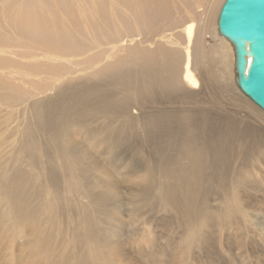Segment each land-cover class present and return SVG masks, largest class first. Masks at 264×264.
I'll use <instances>...</instances> for the list:
<instances>
[{
  "label": "bare ground",
  "instance_id": "obj_1",
  "mask_svg": "<svg viewBox=\"0 0 264 264\" xmlns=\"http://www.w3.org/2000/svg\"><path fill=\"white\" fill-rule=\"evenodd\" d=\"M224 1L26 3L23 13L7 22L8 31H0V74L14 83L19 78L38 83L44 75L47 79L61 69L65 75H73L76 70L69 65L81 63L92 73L87 80L60 87L54 97L30 106L35 122L27 121L24 129L20 124L10 131L12 137L21 132L26 139L19 152L33 160V152L44 146L37 142V131H46L57 141L63 129L83 126V142L94 141L85 149L95 158L97 168L105 172L100 159L109 155L112 165L128 168V173L144 171L150 184L182 209L192 205L195 193L197 202L209 194L210 185L219 194L227 192L233 175L254 163L249 153L260 143L241 112L248 107L247 115L264 118V110L243 91L235 93L234 88L240 89L235 45L218 25ZM210 36L214 42L207 45ZM8 66L16 70L2 71ZM3 85L6 83H0V90ZM75 142L80 141L68 136L63 154L72 161L75 174L86 177L92 164ZM123 142L126 150L121 149ZM138 145L147 146L144 163L124 164L133 160L132 151ZM26 175L23 166L14 167L5 193L13 203L4 201L11 213L35 221L38 207L31 208L35 198L22 191ZM55 177L58 174L52 170L57 185ZM177 194L187 195L180 198ZM94 198L108 201L104 195ZM233 199L229 223H235V214L239 220H248L245 203Z\"/></svg>",
  "mask_w": 264,
  "mask_h": 264
},
{
  "label": "rangeland",
  "instance_id": "obj_2",
  "mask_svg": "<svg viewBox=\"0 0 264 264\" xmlns=\"http://www.w3.org/2000/svg\"><path fill=\"white\" fill-rule=\"evenodd\" d=\"M32 1L42 0H0V31H8L7 22ZM207 39V45L214 42V36ZM68 68L76 72L65 75L61 69L47 79L44 75L38 83L28 78L14 83L0 74V83H6L0 90V176L5 175L0 178V264H264V118L247 115L248 107L240 116L258 135V148L249 153L254 163L233 175L227 192L219 194L210 185L212 193L203 194L198 202L195 193L192 205L182 209L162 189L152 186L144 171L128 173V168L112 165L109 155L100 159L105 172L97 168L95 158L85 149L94 141L83 142V126L63 129L57 141L46 131H37V142L44 146L33 152V160L19 152L26 139L21 132L12 137L10 131L20 124L24 129L27 121L35 122L30 106L54 97L60 87L91 77L87 64ZM14 70L16 67L8 66L2 71ZM60 75L63 77L58 78ZM234 89L242 94L241 88ZM68 136L80 141L75 142L76 149H83L92 164L86 177L75 174L72 161L63 154ZM123 145L121 149L126 150L127 143ZM135 148L133 160L124 164L144 163L147 146ZM15 166L26 170L22 191L35 198L31 206L38 207L35 221L11 213L9 204L13 202L5 197L7 179ZM52 170L58 174L57 185ZM95 194L108 201L96 200ZM234 197L245 203L249 218L239 220L235 214V223L230 224ZM20 233L24 236H18Z\"/></svg>",
  "mask_w": 264,
  "mask_h": 264
},
{
  "label": "water",
  "instance_id": "obj_3",
  "mask_svg": "<svg viewBox=\"0 0 264 264\" xmlns=\"http://www.w3.org/2000/svg\"><path fill=\"white\" fill-rule=\"evenodd\" d=\"M218 25L235 45L241 90L264 110V0H225Z\"/></svg>",
  "mask_w": 264,
  "mask_h": 264
}]
</instances>
